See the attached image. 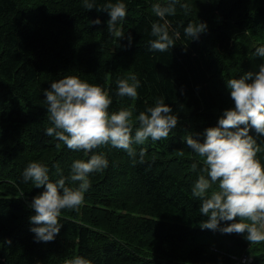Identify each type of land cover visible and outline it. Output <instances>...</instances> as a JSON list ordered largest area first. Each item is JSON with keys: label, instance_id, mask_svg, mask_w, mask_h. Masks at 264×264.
I'll use <instances>...</instances> for the list:
<instances>
[{"label": "trees", "instance_id": "1", "mask_svg": "<svg viewBox=\"0 0 264 264\" xmlns=\"http://www.w3.org/2000/svg\"><path fill=\"white\" fill-rule=\"evenodd\" d=\"M107 2L116 0H96V6ZM122 2L127 15L119 40L106 30L108 13L88 11L82 0H0V264H66L76 256L91 264H236L232 257L243 255L254 257L250 264H264V243L201 229L208 217L191 187L203 165L186 145L189 136L202 141L205 129L234 107L225 81L264 63L254 55L264 45V0H180L167 17L180 39L167 52L149 45L151 25L159 20L151 6L161 0ZM200 21L206 31L198 39L185 37L184 27ZM133 74L138 98L117 96L116 81ZM70 75L108 91L110 113L132 108L135 117L163 97L178 125L167 139L132 145L145 151L143 163L133 164L110 145L72 151L45 134L52 124L43 94ZM255 138L264 163V137ZM93 154H103L108 168L90 175L79 211H62L54 240L36 242L30 204L44 189L25 182L23 170L40 162L54 182L56 165L67 177L74 160Z\"/></svg>", "mask_w": 264, "mask_h": 264}, {"label": "clouds", "instance_id": "2", "mask_svg": "<svg viewBox=\"0 0 264 264\" xmlns=\"http://www.w3.org/2000/svg\"><path fill=\"white\" fill-rule=\"evenodd\" d=\"M82 2L88 11H106L110 16L107 32L119 40L124 38L119 24L127 10L122 0L107 2L102 8H97L96 0ZM178 3L180 0H161L152 4L151 11L159 20L151 25V36L155 38L149 41L151 51L167 52L175 46V40L180 39L178 31L170 32L171 24L167 19L176 14ZM181 8L185 13L189 11L187 4H182ZM93 23L99 24L100 20ZM206 28L204 22H189L184 27V36L198 39ZM127 39L131 44L133 37L128 35ZM254 55L264 58V45L256 47ZM225 83L234 107L223 111L217 126L205 129L202 141L193 136L186 139V145L203 165L191 194L200 201L199 212L208 217L200 223L202 230L241 234L250 245L261 244L264 243V163L257 158L262 148L255 137H264V63L259 65L258 71H247ZM116 84L117 96L138 98L140 81L136 75L118 79ZM43 94L52 124L45 129V134L55 137L72 151L92 153L110 145L127 152L133 164L143 163L145 151L141 149L137 153L132 145H143L149 139L153 142L167 139L178 125V116L163 97L135 117L132 108L110 113L113 100L108 91L74 75L54 80ZM251 131L256 136L250 134ZM108 166L109 161L103 154H93L87 160H74L67 177L56 165L59 179L53 182L46 165L40 162L27 165L23 170L24 181L44 189L30 204L34 210L30 217V224L34 226L30 230L36 242L54 240L61 229L62 211H79L91 186L90 175L103 172ZM197 168L198 163H192L191 170L196 172ZM221 222L231 223L222 226ZM66 264H91V261L76 256Z\"/></svg>", "mask_w": 264, "mask_h": 264}, {"label": "rangeland", "instance_id": "3", "mask_svg": "<svg viewBox=\"0 0 264 264\" xmlns=\"http://www.w3.org/2000/svg\"><path fill=\"white\" fill-rule=\"evenodd\" d=\"M243 257V258H242ZM238 258H242L241 260H238V259H235V261L234 262H239L238 264H245L244 262H246L247 261V259H248V263L247 264H250V262L249 261H253L254 260V257H251V256H245V255H243V256H239ZM246 259V260H245Z\"/></svg>", "mask_w": 264, "mask_h": 264}, {"label": "built area", "instance_id": "4", "mask_svg": "<svg viewBox=\"0 0 264 264\" xmlns=\"http://www.w3.org/2000/svg\"><path fill=\"white\" fill-rule=\"evenodd\" d=\"M232 258H233L234 260H235V259L241 260L243 257H242V258H238V257H236V256H233ZM245 260H246V259H245ZM249 262L251 263V261H249ZM236 263H237V262H236ZM238 263H239V262H238ZM238 263H237V264H238ZM244 263L247 264V263H248V259H247V261L244 262Z\"/></svg>", "mask_w": 264, "mask_h": 264}]
</instances>
